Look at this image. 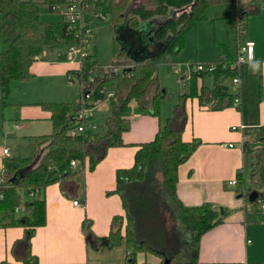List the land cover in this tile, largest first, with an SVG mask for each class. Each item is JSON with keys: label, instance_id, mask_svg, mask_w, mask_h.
Instances as JSON below:
<instances>
[{"label": "trees", "instance_id": "16d2710c", "mask_svg": "<svg viewBox=\"0 0 264 264\" xmlns=\"http://www.w3.org/2000/svg\"><path fill=\"white\" fill-rule=\"evenodd\" d=\"M66 1L0 0L1 107L8 105L11 82L33 78L30 66L45 48L56 50L55 60L64 62V48L79 41L74 34L75 29L69 28L59 11L52 9L56 5L64 7ZM249 2L255 3L259 9L264 4V0ZM221 3L235 4V9L225 13V17L233 20L235 35L240 41L246 26L244 19L253 14L245 10L247 3L241 0H96L86 9L94 15L99 14L98 18L106 15L110 19L114 71H106L97 63L94 54L87 53L81 66L68 70L66 76L69 82H77L81 86L80 91L83 88L90 90L92 99L100 96L99 88L112 90L114 95L110 99L109 114L101 125L102 134L86 129L82 134L70 136L73 117L80 106L78 99L36 104L49 114L51 133L40 138L32 156H6L2 159L5 176L4 183L0 185V228H22L23 236L12 248L17 262L38 263L31 254L30 239L35 229L45 224V200L38 195L40 190L73 178L78 172L71 168V161L77 163L79 170L86 162L88 170L92 171L108 148L124 146L121 136L129 128L128 117L132 111L159 116L160 100L165 97L156 75L159 65L172 69L171 61L183 47L184 34L197 23L205 21L207 7ZM43 6L49 12L57 13L58 19L52 22L42 20L40 8ZM151 20L157 23L151 38L158 49L153 54H147L145 51H151V44L148 43V28L145 25ZM120 29L131 34L142 32L139 36L140 40L147 42L142 53L143 56L148 55L146 58L134 60L127 53L128 47L121 49V42L116 37ZM229 51L227 45L219 43L217 59L201 62L202 71H193L196 63L189 62L186 91L178 94L171 117L158 128L151 141L138 145L132 166L115 171L112 193L121 198L125 224L121 216H114L113 221L118 220L119 224L103 237L91 235L85 226L87 241L94 248L124 243L126 264H136L135 255L139 252L163 255L162 259L168 258L167 264L196 263L200 237L220 224L227 211L213 208L210 203L185 207L176 197L177 169L200 143L198 139H182L187 119L185 101L196 98L200 106L209 110L232 106L235 95L229 92L223 81L237 77L238 66H231L234 59ZM211 65L214 69L209 72L207 68ZM205 75L213 79L209 89L200 82ZM254 139L264 144V126L259 128ZM99 142L101 145L98 147L96 143ZM243 148L248 156L249 179L254 188V191L246 190L242 194L246 205L245 222L261 223L264 222V146L258 147L254 153L245 149L244 142ZM237 178L242 182L241 175ZM31 191L37 193L28 199ZM250 192L256 196L253 197ZM168 226L170 229L176 227L188 239L190 257L182 249L160 251L163 247L160 232L163 227L167 232ZM176 228L173 230L175 234ZM19 243L23 244V248L16 255ZM0 264L9 263L3 260Z\"/></svg>", "mask_w": 264, "mask_h": 264}, {"label": "crops", "instance_id": "0c3cea01", "mask_svg": "<svg viewBox=\"0 0 264 264\" xmlns=\"http://www.w3.org/2000/svg\"><path fill=\"white\" fill-rule=\"evenodd\" d=\"M244 20L245 30L241 32L240 41L236 38L235 54L237 56L239 44L251 40L254 42L253 60L238 66L237 91L231 82L232 78L227 80L230 83L229 92L239 97V105L209 110L200 106L196 98L185 101L187 119L182 139H198L200 143L177 169L176 197L185 207L210 203L213 208L227 211L220 224L200 237L195 264H264V222H245L246 205L242 196L246 190L254 191L243 142L245 149L251 150V153L264 146L254 139L259 128L264 126V4L259 11ZM229 52L235 60V54L231 50ZM49 59L39 56L31 64L33 78L29 81L10 83L11 98L4 107V110L11 111L10 116L17 122L13 125L14 130H18L22 136L39 137V141L42 136L51 133V123L49 114L36 104L59 101L52 100L56 97H49L54 95V92L49 91H55L56 80L68 81V70L77 69L76 65L56 61L52 56ZM187 70L179 79L184 88L189 66ZM204 79L200 80L201 84L211 88L212 77L210 86L205 85ZM223 84L228 87L225 80ZM105 104L108 107H104ZM108 109L110 100L94 111V132H97L98 127L97 114L108 116ZM128 119L129 128L121 136L124 146L108 148L92 171L88 170L86 162L81 170L77 164L75 168L71 167L78 172L68 182L73 184L72 189H66L62 185L63 181H60L38 193L45 200V224L36 228L30 239L31 254L37 258V264H126L127 249L124 243L94 248L87 241L86 233L88 231L99 237L108 235L111 229H115L114 225L116 227L120 222L113 221L114 216H121L125 224L121 198L117 193H112L115 171L132 166L138 145L151 141L158 128L164 125L160 114L151 116L132 111ZM41 123H48V128L41 131ZM229 144L232 147H228ZM1 153L0 150V165L4 158ZM238 175H241L242 182L238 180ZM231 180H235L236 184H229ZM250 194L256 196L254 192ZM73 200H79L83 206H73ZM85 226L88 227L87 231ZM166 233L168 238H174V232L168 227ZM22 236L20 227L0 228V262L5 260L9 264H22L12 254L13 246ZM21 251H18L17 244L16 255ZM185 252L191 256L190 247ZM161 256L139 252L135 255V261L136 264L168 262L167 257L162 259Z\"/></svg>", "mask_w": 264, "mask_h": 264}, {"label": "rangeland", "instance_id": "374dc122", "mask_svg": "<svg viewBox=\"0 0 264 264\" xmlns=\"http://www.w3.org/2000/svg\"><path fill=\"white\" fill-rule=\"evenodd\" d=\"M249 1L250 0H241L242 3H247L245 5V10H248L251 13L259 11V7L255 3ZM67 3L68 2L66 1L65 4L67 5ZM92 4L94 3H89L84 10L89 8ZM234 9L235 4L233 3H221L207 7L204 13L205 21L197 23L194 28L189 29L184 34L183 47L177 57L173 58L171 61L172 69L169 70L166 65H159L156 75L160 90H164L165 92V97L160 100V115L164 124L166 122V117H170L172 114V108L177 102L178 94L182 91H186V88L180 85L179 79H181V76L185 75L186 71H188L189 62L201 63L204 61H212L211 58L217 57L219 43L227 45L233 54H235V25L232 19L225 17V13L233 11ZM58 16L59 15L55 12H49L44 6L40 8V18L44 21H55L58 19ZM82 21L90 27L93 33L92 41L84 44L83 50L86 53L94 54L97 63L103 66L106 71L108 69L109 71H112L110 70V67L114 68L112 62L115 58L112 50V33L109 28V17L105 15L101 18H97L94 17L92 13L86 12L82 15ZM151 22L152 21L148 22L149 27H155V24H151ZM116 37L121 42V49H127V47L131 49L137 43V38L126 30H118ZM67 47L64 48V52H66ZM51 56L56 59V50L45 48L41 53V57H46L47 59ZM77 57L78 55L76 54L74 56V61L77 60ZM118 60L121 63L124 61L122 58H119ZM204 78L205 85L210 86L212 82L211 77L205 75ZM227 80L229 79L225 80V84L228 85L230 90V83L227 82ZM55 84V91H49L54 92V95L49 97H56L52 98V100L59 101L52 102H67L79 98L81 86L77 82H69L67 79H61L56 80ZM9 97L8 99L10 100L11 97ZM104 107H108V104H105ZM10 112L11 111L8 112L7 109L4 110V107H1L0 105V150L7 149L10 156L30 157L36 150L39 137L22 136L23 134L21 135L18 130H14L13 125L17 122L14 120L13 116H10ZM108 113L109 109L107 110V114ZM105 117L106 115L104 116L101 113L97 114L96 122L98 124L97 132L99 134L103 133L101 125L104 123ZM48 126V123H41V131L48 128ZM100 145V142L96 143V146L99 147ZM70 181V179L63 180L62 185H64L66 189H72L73 184L71 185L68 183ZM77 182L79 185L80 179H78ZM168 228L170 229V226H168ZM175 228H171L170 231H175ZM160 233L163 241V247L160 251H163L164 249L168 251L185 249L184 251H187L190 247L186 237L180 235L178 229L176 234L174 233V238L171 239L167 237L164 227L163 231ZM22 248L23 244L19 243L18 251L22 250Z\"/></svg>", "mask_w": 264, "mask_h": 264}, {"label": "built area", "instance_id": "2783aa9c", "mask_svg": "<svg viewBox=\"0 0 264 264\" xmlns=\"http://www.w3.org/2000/svg\"><path fill=\"white\" fill-rule=\"evenodd\" d=\"M96 0H67V5L64 7L60 6H53V11H59L60 15L64 18L67 22L69 28H73L75 36L79 39L77 43L68 45L65 54V61L67 63L76 65L79 68L82 64V59L87 55V53L83 50V46L86 43L92 41L93 33L88 25H86L82 21V15L85 14L87 11L84 10L85 7L89 3H95ZM94 15V14H93ZM99 14L94 15V17L98 18ZM253 49H254V42L251 40H246L244 43L238 46L237 56L234 60V65L231 66H239L242 63L250 62L253 60ZM78 55L77 60L74 61V56ZM204 69L201 63H196L194 65L193 71H202ZM208 71L211 72L214 69V66L211 65L208 68ZM110 70L113 68L110 67ZM186 80L189 79V73L185 77ZM232 84L235 86L234 89L237 91V87L239 84L238 77H234L231 80ZM98 94L100 95L96 99H92V92L90 90H85L84 88L80 91V96L78 98V102L80 104L78 110L76 111L73 117V126L69 130L70 136H75L78 134H82L86 129H90L95 131L96 124L93 120L94 111L99 106L103 105L107 101H109L114 93L112 90L106 88H99ZM232 105L237 107L239 105V97L235 94L233 99ZM234 129V127H232ZM228 147H232V144H229ZM2 156L6 157L9 156L7 149H2ZM76 162L71 161L70 165L72 168L76 167ZM4 168L3 165H0V185L4 183ZM229 184L234 185L236 184L235 180H231ZM37 192L31 191L29 196L32 197ZM1 197V195H0ZM72 205L76 207H82L83 203L79 202V200H73ZM21 208V207H19ZM18 209H16L17 211Z\"/></svg>", "mask_w": 264, "mask_h": 264}, {"label": "water", "instance_id": "95a60500", "mask_svg": "<svg viewBox=\"0 0 264 264\" xmlns=\"http://www.w3.org/2000/svg\"><path fill=\"white\" fill-rule=\"evenodd\" d=\"M151 21H152L151 24H155V27H149L148 22L145 25L148 28V32H147V36L149 38L148 39L149 40L148 43L151 44V51H147V50L145 51V52H147V54L148 53L153 54L158 49V47L155 44H153L154 42H153V39L151 38L153 30L156 28V24L157 23L154 20H151ZM132 35L137 38V43L131 49L128 47L127 53L129 54V56H133L134 60H139V59L146 58L147 55L146 56L142 55V53L145 50V47L147 45V42L145 43V41L140 40V36L142 35V32H140V34L139 33H136V34L132 33ZM161 92L163 93L164 90H161ZM237 197H240V196H237ZM164 264H167L166 260H165Z\"/></svg>", "mask_w": 264, "mask_h": 264}]
</instances>
